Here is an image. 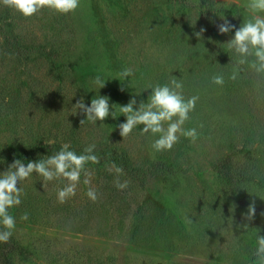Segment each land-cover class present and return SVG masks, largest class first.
I'll use <instances>...</instances> for the list:
<instances>
[{"label": "rangeland", "instance_id": "374dc122", "mask_svg": "<svg viewBox=\"0 0 264 264\" xmlns=\"http://www.w3.org/2000/svg\"><path fill=\"white\" fill-rule=\"evenodd\" d=\"M246 3L80 0L74 13L43 9L31 18L0 4V172L63 144L77 154L95 144L99 157L86 165L90 184L82 174L63 204L57 190L64 180L45 183L34 173L20 184L22 203L9 210L16 228L0 243V264H258L264 73L245 64L230 79L237 56L226 42L234 30L217 28L224 16L237 28L249 19ZM126 68L133 75L122 78ZM218 74L223 86L212 83ZM97 76L105 87L94 83ZM173 78L186 99L199 97L183 126L197 130L196 141L181 136L172 150L157 152L151 144L158 137L143 134L142 125L122 137L120 106L135 96L138 107L150 85ZM99 95L109 97L116 118L93 124L74 105L83 98L90 106ZM117 180L127 187L118 189ZM252 201L256 212L247 221Z\"/></svg>", "mask_w": 264, "mask_h": 264}, {"label": "clouds", "instance_id": "9594fccd", "mask_svg": "<svg viewBox=\"0 0 264 264\" xmlns=\"http://www.w3.org/2000/svg\"><path fill=\"white\" fill-rule=\"evenodd\" d=\"M0 4L21 14L24 18H31L43 9L67 15L74 13L80 6V0H0ZM245 11L250 18L244 21L237 28L226 16L220 19L223 23L217 25L218 33L226 35L234 30V36L226 43L230 50L237 56L234 71L230 79L236 80L237 71L241 65L250 64V67L257 73H264V0H247ZM205 29L201 28L196 33L201 38ZM249 57H255L249 61ZM133 75V69L126 68L121 73L122 78ZM94 83L99 89L105 87V82L97 76ZM212 83L223 86V75H214ZM151 94L147 102H139L137 107L136 97L126 105L120 106V111L126 117V122L119 125L120 135L128 137L138 126H143V134H151L156 138L151 147L157 151H170L178 143L181 136L195 142L198 133L195 128L185 129L184 124L190 119V113L195 110L198 96L185 98L183 95V84L173 78L169 84L149 86ZM123 90V89H121ZM75 108L85 114L87 121L95 124L97 121H105L109 116L115 119V113L111 110L109 97L98 96L92 98L90 106H86L83 98L74 105ZM81 120V124L85 122ZM203 125H201L202 127ZM95 144L87 146L83 153L77 154L70 149L69 144L61 145L59 151L53 155L46 156L40 160H29L25 165L21 159H14L7 169L0 172V243H8L16 228V220L10 214V209L18 207L22 203L23 189L20 184L30 180L33 174L41 177L43 182L64 180L65 185L57 190V201L61 204L76 195L77 186L81 182V175H84L83 183L90 184V172L86 165L89 163L98 164L99 157L94 154ZM117 173L122 169L116 168ZM118 189L127 187V181L116 182ZM89 199L95 203L97 194L95 189L89 188L87 192ZM255 201L248 207L244 219L251 221L255 216ZM264 215V212L261 213ZM21 220H27L28 214L21 216ZM247 227V224H242ZM257 247L254 255L258 264H264V235H257Z\"/></svg>", "mask_w": 264, "mask_h": 264}]
</instances>
